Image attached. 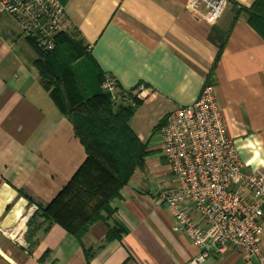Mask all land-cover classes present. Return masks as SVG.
Returning <instances> with one entry per match:
<instances>
[{"label": "crops", "instance_id": "0c3cea01", "mask_svg": "<svg viewBox=\"0 0 264 264\" xmlns=\"http://www.w3.org/2000/svg\"><path fill=\"white\" fill-rule=\"evenodd\" d=\"M60 1L67 33L82 39L97 71L114 76L123 95L139 84L148 88L130 120L142 142L149 144V115L164 124L211 85L243 171L264 172V38L245 11L255 0H229L215 23L207 21L206 8L192 11L187 0ZM38 57L0 9V264H188L200 250L176 227L163 191L148 190V156L111 202L114 213L81 238L56 223L44 229L41 217L27 238L37 209L25 195L50 202L86 158L71 120L44 86ZM110 228L123 233L108 239ZM261 242L264 247V233ZM203 264L257 260L230 248Z\"/></svg>", "mask_w": 264, "mask_h": 264}, {"label": "built area", "instance_id": "2783aa9c", "mask_svg": "<svg viewBox=\"0 0 264 264\" xmlns=\"http://www.w3.org/2000/svg\"><path fill=\"white\" fill-rule=\"evenodd\" d=\"M229 0H187L195 12L206 8L215 23ZM22 35L39 49L52 51L69 20L60 0H0ZM101 88L113 100L123 98L118 81L105 75ZM147 87L132 92L145 100ZM130 104L135 101L129 99ZM169 178L163 182V201L176 227L199 248L188 264H203L212 255L239 250L247 260L264 264V172H244L237 148L227 135L214 90L206 85L190 105L172 111L159 130ZM34 209H37L35 206Z\"/></svg>", "mask_w": 264, "mask_h": 264}, {"label": "trees", "instance_id": "16d2710c", "mask_svg": "<svg viewBox=\"0 0 264 264\" xmlns=\"http://www.w3.org/2000/svg\"><path fill=\"white\" fill-rule=\"evenodd\" d=\"M245 11L249 24L264 38V0H255ZM27 40L39 55L34 64L50 98L71 120L86 151L84 162L50 202L37 203L25 195L37 207L28 221L27 238H31L34 230L32 221L40 217L46 222L44 229L56 223L81 238L92 224L114 213L111 202L119 197L151 152L149 145L142 142L130 126L143 101L133 98L130 92L121 93L123 98L113 100L101 88L105 75L96 70L77 33L59 34L52 51H43ZM80 64L92 72L89 83L79 77L84 74ZM77 65L80 69H76ZM92 86L95 90L91 91ZM127 98H132L135 105L127 102ZM162 124L160 122L155 129H160ZM122 233L120 228H110L107 237H120Z\"/></svg>", "mask_w": 264, "mask_h": 264}, {"label": "rangeland", "instance_id": "374dc122", "mask_svg": "<svg viewBox=\"0 0 264 264\" xmlns=\"http://www.w3.org/2000/svg\"><path fill=\"white\" fill-rule=\"evenodd\" d=\"M83 69L77 65L76 69H80L84 74H82L83 82H90L89 77L92 73L88 67L84 64ZM79 73V72H78ZM158 125L157 119L153 118L151 115L148 116V145L151 152L148 156V190L151 193H156L157 191H163V182L168 178L167 163L163 151L161 149V139L155 133V127Z\"/></svg>", "mask_w": 264, "mask_h": 264}]
</instances>
